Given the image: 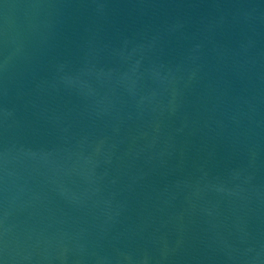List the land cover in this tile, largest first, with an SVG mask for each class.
Instances as JSON below:
<instances>
[{
	"label": "water",
	"instance_id": "obj_1",
	"mask_svg": "<svg viewBox=\"0 0 264 264\" xmlns=\"http://www.w3.org/2000/svg\"><path fill=\"white\" fill-rule=\"evenodd\" d=\"M0 264H264V0H0Z\"/></svg>",
	"mask_w": 264,
	"mask_h": 264
}]
</instances>
